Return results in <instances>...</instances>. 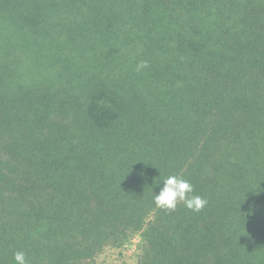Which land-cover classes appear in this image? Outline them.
Segmentation results:
<instances>
[{
	"label": "trees",
	"instance_id": "obj_1",
	"mask_svg": "<svg viewBox=\"0 0 264 264\" xmlns=\"http://www.w3.org/2000/svg\"><path fill=\"white\" fill-rule=\"evenodd\" d=\"M169 175L204 209L158 208ZM134 232L137 264H264V0H0V264Z\"/></svg>",
	"mask_w": 264,
	"mask_h": 264
},
{
	"label": "clouds",
	"instance_id": "obj_2",
	"mask_svg": "<svg viewBox=\"0 0 264 264\" xmlns=\"http://www.w3.org/2000/svg\"><path fill=\"white\" fill-rule=\"evenodd\" d=\"M146 62L138 64L137 70L146 67ZM162 187L154 196L155 205L166 211H174L181 203L193 212H200L207 205L206 198L194 194L191 182L178 175H169L162 180ZM15 264H29L26 254L16 251L13 255Z\"/></svg>",
	"mask_w": 264,
	"mask_h": 264
},
{
	"label": "rangeland",
	"instance_id": "obj_3",
	"mask_svg": "<svg viewBox=\"0 0 264 264\" xmlns=\"http://www.w3.org/2000/svg\"><path fill=\"white\" fill-rule=\"evenodd\" d=\"M143 250V239L140 233H132L125 246L119 249H108L97 259L98 264H137Z\"/></svg>",
	"mask_w": 264,
	"mask_h": 264
}]
</instances>
